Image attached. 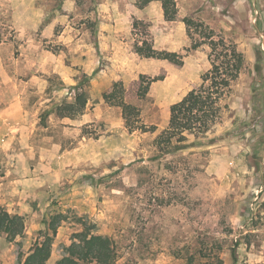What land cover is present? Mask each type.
Returning a JSON list of instances; mask_svg holds the SVG:
<instances>
[{"label": "rangeland", "instance_id": "1", "mask_svg": "<svg viewBox=\"0 0 264 264\" xmlns=\"http://www.w3.org/2000/svg\"><path fill=\"white\" fill-rule=\"evenodd\" d=\"M175 2L168 20L161 0H0V204L26 226L0 231V264L53 226L51 263L88 228L115 240V264H264V0ZM210 29L244 66L214 127L163 154L172 104L212 68ZM144 41L181 61L140 54ZM117 82L154 132L104 97ZM78 90L84 111L63 116Z\"/></svg>", "mask_w": 264, "mask_h": 264}, {"label": "trees", "instance_id": "2", "mask_svg": "<svg viewBox=\"0 0 264 264\" xmlns=\"http://www.w3.org/2000/svg\"><path fill=\"white\" fill-rule=\"evenodd\" d=\"M161 1L165 17L168 20L176 19L175 0ZM185 22L189 31L196 25L190 18H185ZM214 35L211 29L204 32V36L210 39L209 46L214 55L212 68L204 74L202 84L198 88L190 90L180 101L172 104L169 124L155 139L156 146L163 154L169 153L172 148L186 140L189 134H204L214 127L221 117V101L230 91L233 82L244 66L245 58L237 45L225 39L216 40ZM144 44L135 45L136 51L140 54L169 58L176 62L181 61L175 52H158L146 41ZM145 93L146 90L140 94L144 95ZM104 97L122 106L126 125L130 130L141 129L154 132L157 129L156 125L147 127L145 124L137 123L139 110L123 98L122 83L117 82L113 90L105 94ZM87 100V92L78 90L73 101L65 102L58 109L63 116H75L84 111ZM25 227L23 215L11 213L0 204V231L6 234L7 240L13 241L23 236ZM55 233L56 227L53 226V234L44 233L43 240L35 244L25 258L20 257L18 264H115L118 258L117 244L111 236L96 234L85 228L76 233L71 244L66 246L63 257L57 262L51 263L50 257ZM216 259V262L214 259L208 264L223 263L219 256ZM186 264H194V257L191 256Z\"/></svg>", "mask_w": 264, "mask_h": 264}, {"label": "crops", "instance_id": "3", "mask_svg": "<svg viewBox=\"0 0 264 264\" xmlns=\"http://www.w3.org/2000/svg\"><path fill=\"white\" fill-rule=\"evenodd\" d=\"M16 108V109H20L19 112L22 113L23 112V106H9L4 110V113L7 114L10 112L11 109ZM9 111V112H8Z\"/></svg>", "mask_w": 264, "mask_h": 264}]
</instances>
